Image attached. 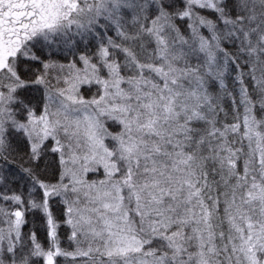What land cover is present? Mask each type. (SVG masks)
I'll return each instance as SVG.
<instances>
[{
	"label": "snow or ice",
	"instance_id": "obj_1",
	"mask_svg": "<svg viewBox=\"0 0 264 264\" xmlns=\"http://www.w3.org/2000/svg\"><path fill=\"white\" fill-rule=\"evenodd\" d=\"M0 264H264V0H0Z\"/></svg>",
	"mask_w": 264,
	"mask_h": 264
}]
</instances>
